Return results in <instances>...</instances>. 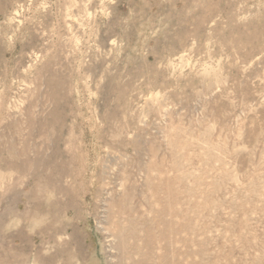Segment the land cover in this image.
Returning <instances> with one entry per match:
<instances>
[{
	"label": "rangeland",
	"instance_id": "1",
	"mask_svg": "<svg viewBox=\"0 0 264 264\" xmlns=\"http://www.w3.org/2000/svg\"><path fill=\"white\" fill-rule=\"evenodd\" d=\"M0 264H264V0H0Z\"/></svg>",
	"mask_w": 264,
	"mask_h": 264
}]
</instances>
